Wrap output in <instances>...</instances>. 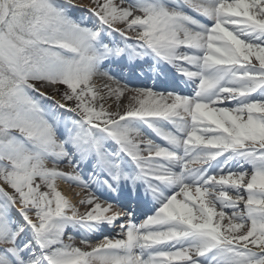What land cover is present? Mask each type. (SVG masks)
I'll use <instances>...</instances> for the list:
<instances>
[{
	"label": "snow or ice",
	"instance_id": "obj_1",
	"mask_svg": "<svg viewBox=\"0 0 264 264\" xmlns=\"http://www.w3.org/2000/svg\"><path fill=\"white\" fill-rule=\"evenodd\" d=\"M0 264H264V0H0Z\"/></svg>",
	"mask_w": 264,
	"mask_h": 264
},
{
	"label": "rangeland",
	"instance_id": "obj_2",
	"mask_svg": "<svg viewBox=\"0 0 264 264\" xmlns=\"http://www.w3.org/2000/svg\"><path fill=\"white\" fill-rule=\"evenodd\" d=\"M83 2L84 3H87L88 2V0H83ZM64 187H67L68 188V186L67 185H62V184H60V188H64ZM65 190V189H64ZM67 191H71L69 188H68V190ZM75 191H77L78 192V190L77 189H75ZM80 210L83 212V211H85L86 209L83 207V206H80ZM109 235H114L115 233L114 232H109L108 233Z\"/></svg>",
	"mask_w": 264,
	"mask_h": 264
},
{
	"label": "bare ground",
	"instance_id": "obj_3",
	"mask_svg": "<svg viewBox=\"0 0 264 264\" xmlns=\"http://www.w3.org/2000/svg\"><path fill=\"white\" fill-rule=\"evenodd\" d=\"M63 185V184H62ZM63 191H65V192H70V191H67L68 190V188L67 187H64V188H61ZM65 189V190H64ZM78 190V192L80 191L79 189H77Z\"/></svg>",
	"mask_w": 264,
	"mask_h": 264
}]
</instances>
